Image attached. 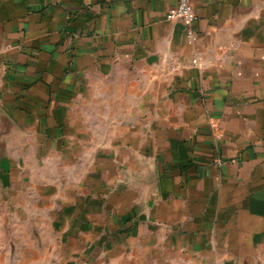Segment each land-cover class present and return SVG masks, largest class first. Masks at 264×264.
I'll return each instance as SVG.
<instances>
[{"label":"crops","instance_id":"obj_1","mask_svg":"<svg viewBox=\"0 0 264 264\" xmlns=\"http://www.w3.org/2000/svg\"><path fill=\"white\" fill-rule=\"evenodd\" d=\"M192 2L0 0V264H264V0Z\"/></svg>","mask_w":264,"mask_h":264},{"label":"built area","instance_id":"obj_2","mask_svg":"<svg viewBox=\"0 0 264 264\" xmlns=\"http://www.w3.org/2000/svg\"><path fill=\"white\" fill-rule=\"evenodd\" d=\"M167 19L169 20H181L187 25V40L190 45H194L197 38L198 33L195 28V22L197 21V12L194 7L192 0H178L176 7L172 8L167 13ZM177 65L181 62L177 60ZM192 65L199 70H204L209 62H205L198 55H194L192 58Z\"/></svg>","mask_w":264,"mask_h":264},{"label":"rangeland","instance_id":"obj_3","mask_svg":"<svg viewBox=\"0 0 264 264\" xmlns=\"http://www.w3.org/2000/svg\"><path fill=\"white\" fill-rule=\"evenodd\" d=\"M114 88L112 87V89H108V92L109 93H114ZM126 90V88H124ZM96 93H99V91H96ZM91 112L93 113V121H102L103 119H100V118H97V114L99 112V109H98V105L97 103H93L91 105V108H90ZM94 138L96 139H99V138H105V137H108L106 136L105 134L104 135H94L93 136ZM85 147V144L82 143L80 146H79V150L76 151V159L78 160H82V163L87 164V162L89 161V163L92 165L93 162L96 161V159L99 157L100 155V151H97V150H91V151H86L84 150L83 148Z\"/></svg>","mask_w":264,"mask_h":264}]
</instances>
